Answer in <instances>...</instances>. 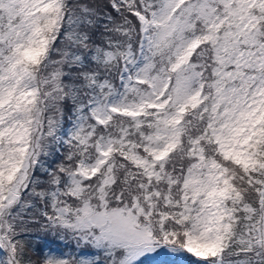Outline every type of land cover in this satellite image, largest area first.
Wrapping results in <instances>:
<instances>
[{"label":"snow or ice","instance_id":"1","mask_svg":"<svg viewBox=\"0 0 264 264\" xmlns=\"http://www.w3.org/2000/svg\"><path fill=\"white\" fill-rule=\"evenodd\" d=\"M0 264H264V0H0Z\"/></svg>","mask_w":264,"mask_h":264}]
</instances>
